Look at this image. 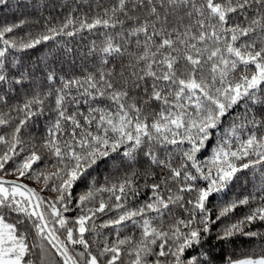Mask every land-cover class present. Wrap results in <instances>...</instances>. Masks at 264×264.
Masks as SVG:
<instances>
[{
	"label": "snow or ice",
	"instance_id": "snow-or-ice-1",
	"mask_svg": "<svg viewBox=\"0 0 264 264\" xmlns=\"http://www.w3.org/2000/svg\"><path fill=\"white\" fill-rule=\"evenodd\" d=\"M54 6L0 19V264H264V0Z\"/></svg>",
	"mask_w": 264,
	"mask_h": 264
},
{
	"label": "trees",
	"instance_id": "trees-1",
	"mask_svg": "<svg viewBox=\"0 0 264 264\" xmlns=\"http://www.w3.org/2000/svg\"><path fill=\"white\" fill-rule=\"evenodd\" d=\"M9 2H10V8H8V9H3L2 6H0V19H3L6 14H7L8 18H11L13 16V14L19 16L21 14H28L32 11L31 7H27V8L20 7V8H18L17 4L31 5L33 0H9ZM48 2L50 4H54L55 6L52 7L51 9H49L48 12H45V15L52 14L56 17L63 15V10L61 8V5L65 3V0H48ZM67 2L68 3H74L75 0H67ZM37 48L39 50L40 46H37ZM29 54L34 57L36 54H38V52H31V50H29Z\"/></svg>",
	"mask_w": 264,
	"mask_h": 264
}]
</instances>
